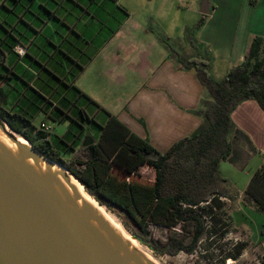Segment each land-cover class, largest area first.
Listing matches in <instances>:
<instances>
[{
  "label": "crops",
  "instance_id": "0c3cea01",
  "mask_svg": "<svg viewBox=\"0 0 264 264\" xmlns=\"http://www.w3.org/2000/svg\"><path fill=\"white\" fill-rule=\"evenodd\" d=\"M203 1L0 0V114L35 128L46 123L48 140L77 170L111 117L168 151L202 125L196 111L207 94L159 34L181 39L205 17L194 42L212 58L217 80L245 60L254 36L264 38V0H207L208 14ZM19 43L28 48L24 56L14 50ZM232 119L233 152L220 172L244 192L264 165V110L247 99ZM238 201L244 213L259 214L264 247V213Z\"/></svg>",
  "mask_w": 264,
  "mask_h": 264
},
{
  "label": "trees",
  "instance_id": "16d2710c",
  "mask_svg": "<svg viewBox=\"0 0 264 264\" xmlns=\"http://www.w3.org/2000/svg\"><path fill=\"white\" fill-rule=\"evenodd\" d=\"M204 22L205 17L194 27L187 26L185 33L191 37ZM191 39L195 46L194 38ZM159 40L165 45L168 37L160 33ZM177 57L183 68L196 70L207 97L196 111L203 118L202 125L166 152L111 117L98 144L90 146L91 160H78L77 164L85 168L77 170L66 165L55 146L44 140L47 135L44 131L35 132L37 128L25 119L3 115L9 127L28 139L34 148L65 165L101 206L122 219L133 237L155 253L170 255L180 251L192 253L196 249L205 231L202 210L207 211L204 214L212 222L215 219L220 223L221 218L215 216L214 210L222 206L223 198L233 202L241 200L264 213V165L253 174L245 192L220 173L221 162L228 160L233 152L236 131L233 112L247 99H255L264 110V38L254 36L245 60L222 80L213 76L210 56L185 58L177 54ZM144 165L155 170L154 182L136 178ZM187 221H194L196 226L190 243L172 237L165 243L155 244L147 230L150 222L174 227Z\"/></svg>",
  "mask_w": 264,
  "mask_h": 264
},
{
  "label": "water",
  "instance_id": "95a60500",
  "mask_svg": "<svg viewBox=\"0 0 264 264\" xmlns=\"http://www.w3.org/2000/svg\"><path fill=\"white\" fill-rule=\"evenodd\" d=\"M14 134L0 114V264H157L67 167Z\"/></svg>",
  "mask_w": 264,
  "mask_h": 264
},
{
  "label": "rangeland",
  "instance_id": "374dc122",
  "mask_svg": "<svg viewBox=\"0 0 264 264\" xmlns=\"http://www.w3.org/2000/svg\"><path fill=\"white\" fill-rule=\"evenodd\" d=\"M194 26L195 24L191 25V27ZM199 30L195 29L191 37L185 33L181 39L177 37V33H172V35L167 36L168 41L165 43V46H167L165 48L184 57H196L203 54L204 50L196 46V44L194 46L191 39L198 35L197 32ZM41 120L37 118L34 122L40 126ZM241 143L244 145L246 142L244 139H240L238 146ZM78 156H81V154H78ZM136 178L146 183H152L155 180V170L148 165H144L137 171ZM225 178L232 182L228 177ZM235 187L239 189L237 185ZM222 201V206L216 207L214 210L215 216L221 218V222L219 223L215 219L212 222L209 216H205L207 211L204 212L202 210L205 231L200 237L198 246L192 253L180 251L176 255L155 253L149 246L133 237L131 231L123 224L120 217L105 206H102V209L104 211L108 210L114 215L113 217L120 221L122 228L132 235L135 240L139 241L145 250L155 256L160 264H264V247L258 241V225L261 220L258 219L259 214L255 212L256 217H252L244 213L240 210V201L233 202L226 198H223ZM247 207L255 211L252 207ZM147 226L149 236L155 244L165 243L172 237L190 243L196 231L194 221L182 222L174 227L158 225L152 222L148 223ZM238 244H242V247H238Z\"/></svg>",
  "mask_w": 264,
  "mask_h": 264
},
{
  "label": "bare ground",
  "instance_id": "6f19581e",
  "mask_svg": "<svg viewBox=\"0 0 264 264\" xmlns=\"http://www.w3.org/2000/svg\"><path fill=\"white\" fill-rule=\"evenodd\" d=\"M15 135V137L17 138V139H19L20 141H22V142H24V143H26V144H28V145H31V143L27 140V139H25L24 137H21L20 135H18V134H14ZM57 167L58 168H61V166L60 165H57ZM69 177H70V180L73 182V183H75L79 188H81L97 205H99L101 208H102V206L89 194V193H87V191L84 189V186H83V184L77 179V178H75L73 175H71L70 173H69ZM105 212L109 215V216H111V217H113L114 215H112L108 210H105ZM123 229V228H122ZM123 231L132 239V241L135 243V244H137L147 255H149L157 264H160V262L156 259V257L155 256H153L150 252H148L147 250H145L144 249V247L139 243V241H137V240H135L133 237H132V235H130L129 233H127L126 232V230H124L123 229Z\"/></svg>",
  "mask_w": 264,
  "mask_h": 264
},
{
  "label": "built area",
  "instance_id": "2783aa9c",
  "mask_svg": "<svg viewBox=\"0 0 264 264\" xmlns=\"http://www.w3.org/2000/svg\"><path fill=\"white\" fill-rule=\"evenodd\" d=\"M14 50L16 51V53L20 56H24L27 54L28 52V48L25 45L22 44H17L14 47ZM39 130H45V132L47 133L46 137H44V140L48 139V134L51 133V127H49L46 123H42L40 128H37L35 130V132L39 131Z\"/></svg>",
  "mask_w": 264,
  "mask_h": 264
}]
</instances>
